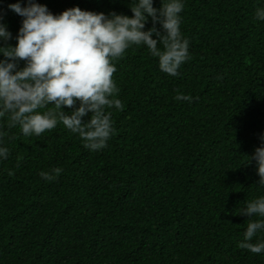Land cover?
Listing matches in <instances>:
<instances>
[{"label":"trees","instance_id":"16d2710c","mask_svg":"<svg viewBox=\"0 0 264 264\" xmlns=\"http://www.w3.org/2000/svg\"><path fill=\"white\" fill-rule=\"evenodd\" d=\"M17 2L25 5L0 0L13 38L22 18L8 5ZM35 2L54 15L79 7L132 16L131 0ZM257 8L264 0H185L191 59L177 77L145 46L129 49L115 62L124 109H109L116 134L103 150L85 148L63 124L25 137L0 120L10 153L0 161V264H264V253L238 247L247 226L239 211L264 195L255 161L244 166L264 133ZM56 167V180L40 177Z\"/></svg>","mask_w":264,"mask_h":264},{"label":"clouds","instance_id":"9594fccd","mask_svg":"<svg viewBox=\"0 0 264 264\" xmlns=\"http://www.w3.org/2000/svg\"><path fill=\"white\" fill-rule=\"evenodd\" d=\"M153 5L154 0H131L130 18L79 7L54 15L35 0H25L24 6L9 4L8 10L22 21L13 38L0 15V56L4 58L0 59V120L7 117V126L19 127L25 137H38L63 124L90 151L105 149L116 134L109 109H124L113 79L115 62L134 46H145L157 58L160 71L177 77L191 59L190 41L181 31L185 0H160L159 8ZM255 19L264 21V8L256 9ZM149 21L153 26L145 30ZM12 39L15 46L8 43ZM19 61L24 62L23 68L18 67ZM175 99L191 103L193 97L178 94ZM45 108L49 110L39 111ZM64 108L73 110L65 112ZM5 135L0 130V161L10 154L3 146ZM258 139L259 147L246 156L244 166L255 161L258 184L264 187V133ZM62 171L56 167L41 172L40 177L51 182ZM239 216L247 217V226L238 247L264 253V239L253 242L258 233H264V195L247 201Z\"/></svg>","mask_w":264,"mask_h":264}]
</instances>
